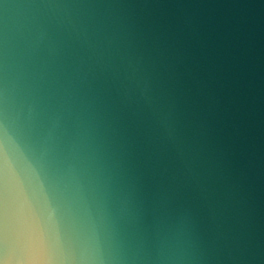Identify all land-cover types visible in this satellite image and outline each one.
Returning a JSON list of instances; mask_svg holds the SVG:
<instances>
[{
    "label": "water",
    "instance_id": "obj_1",
    "mask_svg": "<svg viewBox=\"0 0 264 264\" xmlns=\"http://www.w3.org/2000/svg\"><path fill=\"white\" fill-rule=\"evenodd\" d=\"M0 264H264V0H0Z\"/></svg>",
    "mask_w": 264,
    "mask_h": 264
}]
</instances>
